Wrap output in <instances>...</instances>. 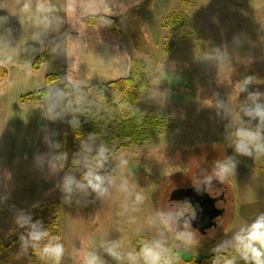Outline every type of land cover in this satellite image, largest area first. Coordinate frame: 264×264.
Here are the masks:
<instances>
[{"label":"rangeland","instance_id":"rangeland-1","mask_svg":"<svg viewBox=\"0 0 264 264\" xmlns=\"http://www.w3.org/2000/svg\"><path fill=\"white\" fill-rule=\"evenodd\" d=\"M61 2L53 0L56 4ZM140 3L130 7L125 15L112 17L118 21L123 33L120 40L130 59L145 64L140 73L146 76L149 86L140 92L139 107L144 115L152 114L163 120L160 134L143 142L122 137V124L116 112L97 104L85 87H81L85 93L82 105H87L93 113V117L86 118L84 135L76 139L70 136L72 112L55 121L49 120V135L59 141L65 132L69 139L65 170L72 167L74 154L89 134L96 136L94 141H89L93 147L104 143L113 150V156L124 153L129 164L120 178L127 179L133 191L142 192L145 202L139 211L122 215L123 194L113 189L104 201L90 196L81 204L67 205L57 187L63 172L55 176L47 172L46 180L36 182L38 192L44 195L41 201L16 203L17 207H10V202L9 206H2L1 234L5 242L12 240L11 264H51L31 249L27 253L21 251L19 236L24 230L14 223L18 209L30 212L34 218L39 213L44 215L46 207L51 209L53 204L62 203L58 214L66 251L61 264H82L86 251L97 252L104 264H116L101 245L117 241L121 250L127 252L133 237L163 240L181 259H200L212 254L216 244L264 212V157L254 160L236 156V174L207 191L224 213L205 235L192 228L198 245L182 247L174 239V233L158 222L149 223L157 212L182 203L181 198L170 200L174 189L195 186L194 182L210 173L215 160L236 155L228 139L229 125L235 126L233 121L247 94L238 93L235 85L243 76L253 75L257 82L250 90L264 92V0H141ZM65 24L48 36L49 73L63 72L59 64L63 56L58 54L62 51L53 52L48 42L64 39ZM234 36L240 37L239 45L233 43ZM217 48L226 49L229 59L224 62L209 59ZM64 83L58 79L48 89L62 87ZM105 92L110 98L112 87L106 86ZM68 100H74V94L65 103ZM217 100L224 102L229 115L223 109L217 114ZM241 118L246 126H255V122L249 124L246 117ZM19 139L26 147L24 140ZM113 165L114 161H110L109 169ZM8 198L14 199L13 195ZM129 216H135L134 223L128 222ZM39 220L45 223L43 217Z\"/></svg>","mask_w":264,"mask_h":264},{"label":"clouds","instance_id":"clouds-1","mask_svg":"<svg viewBox=\"0 0 264 264\" xmlns=\"http://www.w3.org/2000/svg\"><path fill=\"white\" fill-rule=\"evenodd\" d=\"M140 0H62L61 3H53V0H0V9H7L11 14L20 18L21 25L27 23L31 28V35L27 38L14 40L12 30L0 31V70L7 69L17 63L20 57L43 51L46 38L50 33L58 31L67 20L71 26L79 32L76 38L53 39L49 45L53 52L64 51L70 61V70H75L77 65L72 62L75 57L83 54L85 43L82 39L83 32L78 28L87 20H93L98 27L111 28L114 21L113 15H125L128 9L136 6ZM7 17L0 16V28L6 23ZM29 41L40 45V48L32 47ZM233 43L239 45L240 37L234 36ZM209 59L224 62L229 59L226 49H215V55ZM26 77H31V64L25 61L21 65ZM253 75L243 76L235 85L238 93H246V99L240 104L238 116L233 121L235 125H229L231 131L228 139L234 148L236 155L226 156L214 161L210 173L205 174L198 182H194L197 190L212 188L213 181L224 184L229 177L236 174V156H244L257 160L264 157V92L252 91L250 87L256 83ZM11 86V83L9 84ZM65 89H71V93ZM74 94V100H65ZM85 93L78 81L69 78L65 87H53L46 90L44 95V113L52 121L62 118L65 113L85 114L81 106ZM99 99L104 100L103 92L99 93ZM73 104L77 105L73 107ZM216 108L225 110V115L230 111L225 108L223 101L217 100ZM125 107V105H121ZM241 117H246L249 124L255 122V126H246ZM73 127L79 128L80 122L75 115L69 122ZM96 136L89 134L87 141L81 142L80 150L74 154L71 160L72 167L66 169L68 153L59 151L61 144L52 140L48 135L43 137V142L49 151L34 156L36 168L47 169L49 175H59L63 172L57 187L62 193L63 202L71 205L73 202L81 204L88 197L94 196L96 200L104 201L112 190L123 194L122 215L140 210L145 202L142 192L133 191L127 179L120 178L128 167L129 160L124 153L113 156V150L104 143L93 147L89 141H94ZM110 161L114 165L109 169ZM77 173L79 175H77ZM119 179V182H118ZM135 216H129L128 222L134 223ZM196 219V211L188 202H178L168 211H159L149 223H159L169 232L174 233V239L180 246L189 248L199 244L196 232L192 229V221ZM15 225L24 231L19 236L20 248L23 253L29 249L39 255L40 259L51 264H61L65 256V245L60 235H53L45 228L41 220H33L32 214L24 209H18L14 215ZM103 251L117 264H181L177 252L166 246L163 240H142L139 250L132 249L124 252L117 241L104 242ZM229 251L234 255L229 256ZM210 264H264V212L241 226L233 234L216 244ZM82 264H104L100 255L95 251L83 253Z\"/></svg>","mask_w":264,"mask_h":264},{"label":"crops","instance_id":"crops-1","mask_svg":"<svg viewBox=\"0 0 264 264\" xmlns=\"http://www.w3.org/2000/svg\"><path fill=\"white\" fill-rule=\"evenodd\" d=\"M0 16L7 17L0 31L10 28L14 40L31 35L30 26L27 23L21 25L20 18L7 9H0ZM78 28L83 32L85 50L82 55L73 59L72 62L77 65L75 70H70V61L66 53L64 51L58 53L63 56L59 63L63 72L52 71L58 79L67 83L71 78L78 81L81 87H86L90 84L109 83L128 75L130 55L122 40L114 39L107 28L98 27L97 24L83 23L78 25ZM65 29L64 39L76 38L79 35V32L67 20ZM47 41L48 37L43 51L22 56L17 63L5 69L6 76L0 80V200L2 206L10 202V207H17L16 203H34L41 201L43 195L38 192L36 182L41 183L46 180L47 169L36 168L34 156L49 151L43 142V137L45 135L50 137V123L44 113V99L22 101L20 98L44 87L48 89L58 80L45 85V76L53 74L48 72L47 56L45 63L37 70L32 67L37 56L42 53L46 55ZM29 44L40 48V45L35 42L29 41ZM25 61L31 64V77H26L21 68ZM57 62H59L58 58ZM10 83L11 86H9ZM20 137L26 143V147L19 139ZM11 195L14 197L13 200L8 198Z\"/></svg>","mask_w":264,"mask_h":264},{"label":"trees","instance_id":"trees-1","mask_svg":"<svg viewBox=\"0 0 264 264\" xmlns=\"http://www.w3.org/2000/svg\"><path fill=\"white\" fill-rule=\"evenodd\" d=\"M114 21V24L111 28H107L109 34L114 39H121L123 33L119 27L117 19L111 17ZM87 25H96L95 21L93 20H85L83 22ZM46 61V55L42 53L41 55L37 56L32 64L33 69L37 70L40 66H42ZM145 64L134 58L130 59V70L127 76L119 78L117 80L111 81L109 83H96L90 84L85 87V92L88 93L97 104L106 105L109 110H114L117 114V117L121 121V132L122 137L124 138H131L137 142H143L147 139L157 136L160 134V128L163 125V120L156 117L152 114L144 115L140 111V92L142 89L147 88L149 83L147 82L146 76L140 73V69H143ZM6 70H0V80L5 78ZM58 77L55 74H47L45 76V85L47 86L51 82L57 80ZM67 83H64L62 87H65ZM106 86H110L113 89V95L109 98L105 92ZM47 88L44 87L39 91L27 93L21 96L22 101H42L44 99V95ZM66 91L70 92L71 89H65ZM103 92L105 97L104 100L99 99V93ZM121 105H125V107H121ZM77 105H75L76 107ZM84 110L85 114L81 115L80 113H74L77 119L80 122V127L75 128L72 126L71 135L72 138L76 139L84 135V128L86 124L87 117H93V113L89 112L87 105H81ZM61 144V148L59 151H66L68 149V142L67 136L65 132H62L60 135V139L58 141ZM50 204V203H48ZM46 205V204H45ZM62 205L61 202H57L53 204V207L47 208L44 211V215L39 213L33 220H39L41 217L45 219L44 226L48 228L49 232L53 235H60L63 239V233L61 226L59 224V214L58 210ZM42 207V205H40ZM1 217H2V203L0 200V264H11L9 258V250L11 248V242H5L2 234H1ZM144 240L141 237H133L129 251L132 249L139 250L140 242ZM33 252V251H32ZM213 253L207 256H203L200 259L191 258L189 260H183L180 258L182 264H210V260ZM46 264V263H45ZM49 264V263H47ZM117 264V262H116ZM126 264V262H125Z\"/></svg>","mask_w":264,"mask_h":264},{"label":"water","instance_id":"water-1","mask_svg":"<svg viewBox=\"0 0 264 264\" xmlns=\"http://www.w3.org/2000/svg\"><path fill=\"white\" fill-rule=\"evenodd\" d=\"M220 184L215 180L213 181V185L220 186ZM178 198H181L182 202L190 203L195 209L196 219L192 221V226L195 229L202 232L204 229L216 225V222L212 221V219L220 215L223 209H220L216 213L217 209L214 205L216 198L211 197L206 190L201 189L198 191L196 186L174 189L171 193L170 200H179ZM205 217L209 220L205 219Z\"/></svg>","mask_w":264,"mask_h":264},{"label":"flooded vegetation","instance_id":"flooded-vegetation-1","mask_svg":"<svg viewBox=\"0 0 264 264\" xmlns=\"http://www.w3.org/2000/svg\"><path fill=\"white\" fill-rule=\"evenodd\" d=\"M207 191V190H206ZM209 194V193H208ZM212 197V196H211ZM213 198H215V197H213ZM218 198V197H217ZM214 205H215V203H214ZM215 208L217 209V211H216V213H218V211H220V209H223V208H219V207H217L216 205H215ZM211 212V211H210ZM209 212V213H210ZM209 213H207V214H209ZM224 213V210H222V212H220V215H218V216H216L215 218H213L212 219V221H215L216 222V219L219 217V216H222V214ZM205 219H208V218H206L205 217ZM209 220V219H208ZM211 222V221H210ZM206 224V223H205ZM213 227H215L214 225L213 226H210L209 228H207V229H204L202 232H200V231H198L197 229H195L193 226H192V228H194L196 231H198L199 233H201V234H206V232H207V230H209L210 228H213Z\"/></svg>","mask_w":264,"mask_h":264}]
</instances>
